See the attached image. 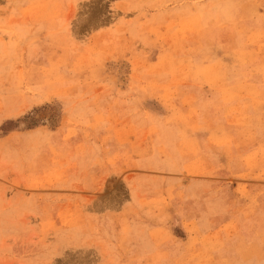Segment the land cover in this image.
<instances>
[{"label": "rangeland", "instance_id": "374dc122", "mask_svg": "<svg viewBox=\"0 0 264 264\" xmlns=\"http://www.w3.org/2000/svg\"><path fill=\"white\" fill-rule=\"evenodd\" d=\"M0 264H264V0H0Z\"/></svg>", "mask_w": 264, "mask_h": 264}, {"label": "snow or ice", "instance_id": "6c2138e0", "mask_svg": "<svg viewBox=\"0 0 264 264\" xmlns=\"http://www.w3.org/2000/svg\"><path fill=\"white\" fill-rule=\"evenodd\" d=\"M89 22H90V20H86V21H85V24H87V23H89Z\"/></svg>", "mask_w": 264, "mask_h": 264}]
</instances>
